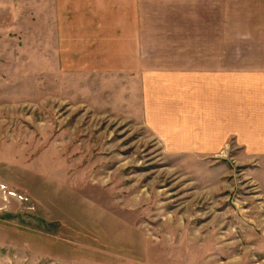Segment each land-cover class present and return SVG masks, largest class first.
<instances>
[{
  "label": "rangeland",
  "instance_id": "rangeland-1",
  "mask_svg": "<svg viewBox=\"0 0 264 264\" xmlns=\"http://www.w3.org/2000/svg\"><path fill=\"white\" fill-rule=\"evenodd\" d=\"M14 12L0 2V264H221L223 234L230 264H264V161L169 151L126 81L71 50L58 66Z\"/></svg>",
  "mask_w": 264,
  "mask_h": 264
},
{
  "label": "crops",
  "instance_id": "crops-1",
  "mask_svg": "<svg viewBox=\"0 0 264 264\" xmlns=\"http://www.w3.org/2000/svg\"><path fill=\"white\" fill-rule=\"evenodd\" d=\"M3 1L30 19L58 66L71 50L95 75L126 81L125 99L134 89L135 106L169 151L264 161V0ZM222 237L215 255L238 262L239 237ZM132 245L143 252L145 241Z\"/></svg>",
  "mask_w": 264,
  "mask_h": 264
}]
</instances>
